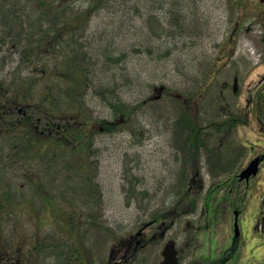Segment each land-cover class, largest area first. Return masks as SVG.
I'll return each mask as SVG.
<instances>
[{"label": "rangeland", "instance_id": "rangeland-1", "mask_svg": "<svg viewBox=\"0 0 264 264\" xmlns=\"http://www.w3.org/2000/svg\"><path fill=\"white\" fill-rule=\"evenodd\" d=\"M40 1L0 0V112L8 101L15 102L35 117L48 118L54 129L65 130L25 137L39 138L31 160L25 159L28 166L11 150L12 142H24L20 134L25 130L17 127L11 135H0V195H5L3 186L14 183L19 198L1 208L0 248L50 238L63 243L59 253L81 246L85 254L93 247L96 256H105L111 238L133 234L155 217L173 220L178 211L169 234L175 237L178 231L185 237L194 259L211 251V244L221 247L232 239L236 210L246 221L257 222L256 227L264 222L258 221L264 211V163L248 186L214 181L208 172L219 170L202 164L203 189L190 194L192 167L184 161L186 150L179 148L180 140L189 139L187 128L215 147L231 129L225 145H239L241 157L251 146L264 154V130L255 121L264 120V111L258 112L264 109L262 0H44L53 23L33 20V27L20 34L22 43H14L10 18L27 25ZM238 22L241 32L232 42ZM248 27L254 28L250 32ZM46 30L67 49L75 42L79 46L71 54L32 49L24 55L30 50L23 49L27 39ZM228 47L233 51L225 56L221 49ZM72 63L84 64L87 83L72 74ZM68 95L74 106L53 117L54 96ZM110 122L114 131L107 133L110 129L101 127ZM85 143L88 158H81L79 147ZM71 170L79 176V196L71 206L58 194L56 205L38 207L35 188ZM67 216L73 227L63 228ZM254 238L259 245L264 233ZM255 251L257 260L250 261L264 264V248Z\"/></svg>", "mask_w": 264, "mask_h": 264}, {"label": "flooded vegetation", "instance_id": "flooded-vegetation-1", "mask_svg": "<svg viewBox=\"0 0 264 264\" xmlns=\"http://www.w3.org/2000/svg\"><path fill=\"white\" fill-rule=\"evenodd\" d=\"M262 3L264 4V0H262ZM240 28L241 23H236L231 32L230 41L233 42L240 34ZM253 28L248 27L247 30L251 32ZM221 50L225 56L233 51L232 47ZM237 82L238 79L235 77L232 85L234 92L237 90ZM262 107H264V104ZM263 111L264 109H258V112ZM184 120L186 122L187 119ZM256 120H258L260 129L264 130V120L260 117ZM17 127H20L19 129L23 128L29 133L40 134L41 136H56V134H59L61 131L63 133L65 130L59 126L54 129L47 118L42 120V118L35 117L28 113L25 106L8 101V103L2 106L0 112V134L14 132ZM101 129L106 130L107 128L103 126ZM187 129L190 131L189 139L187 143H183L180 140L181 144L179 148L186 150L184 161L192 167L190 194H196L203 189V167H200L202 164L210 165L216 172L219 170L218 173H224L227 167L224 174L208 172L209 177L214 181H237L239 185L245 183L248 186L258 175H251L253 173L250 170L246 172L252 162L255 163L254 161L257 158H260V172L261 166L264 163V154H256L254 147L251 146L249 147L250 151H248V154H244L241 157L238 151L240 149L239 145L238 149H236V143H227L226 145L223 143L231 129L221 138L219 147L211 146L205 141H200L198 133H195V130L192 134V129ZM243 149H247V146L243 145ZM70 172L73 171L67 172V175H59L58 179L43 181L42 186L38 187L40 188L39 191H34L33 193H46L47 195L53 193L55 196L60 194L59 196L62 198L79 196L76 192L79 176L74 172L73 176H70ZM243 172H245L243 177H247L245 179L240 178ZM221 177L222 179L220 180ZM76 181L78 183H75ZM72 187H76L73 193H71ZM222 198L219 197L216 202H220ZM186 203L188 204L187 201ZM187 209H191V206ZM178 213V211H174L176 217L173 220L169 219L168 221V219L155 217L152 221L141 224L133 234L124 235L113 240L111 238L109 251L105 256H96V251L93 247L88 250V254H85L86 252L77 243H75V246L78 245L79 247H74L73 251L71 248L69 254L59 253L64 248L63 243H60L58 239L51 240L50 238H44L33 240L35 242L32 241V247L28 243L18 242L9 247L0 248V264H42V262L43 264H49L48 260H53V258L56 260L54 264H255L252 262L253 260L256 261L258 257L255 250L258 247L264 248V239L263 242L261 241V244L257 245V239L254 238L258 232L260 235L264 233V229L261 227L264 222L260 221L264 219V211L261 213L262 217L260 216L261 218L258 219L260 222H258V227H256L257 222L246 221L242 217V210H236L232 224L234 231L232 239L229 238L225 244H221V247L211 244V251H208L206 254L202 253V257L193 259L190 252L193 249L190 250L189 243L185 241V237L182 238L178 231L177 234L174 233L175 237L169 234L173 227L176 226V220L179 218L177 216ZM243 220L244 223H242ZM62 222L64 223L63 228L73 227L71 226V217L69 216L63 217ZM179 225L181 223H178ZM236 225L239 226L238 232H236ZM235 246L238 247V252H236L237 248ZM198 249L199 245H196L195 251ZM241 250L243 252H240ZM221 251H226V255L220 256ZM43 252L46 253L45 259L42 258Z\"/></svg>", "mask_w": 264, "mask_h": 264}, {"label": "trees", "instance_id": "trees-1", "mask_svg": "<svg viewBox=\"0 0 264 264\" xmlns=\"http://www.w3.org/2000/svg\"><path fill=\"white\" fill-rule=\"evenodd\" d=\"M154 1L152 0V2H154ZM158 2H155V3H158ZM44 6H45V1L41 0L36 5V9L34 11H31V13H30L31 15H28L30 19L27 22V25H25L26 24L25 23L26 20H21L23 22H21V21L14 22L13 19L10 18V21H9L10 31H11L12 34L15 35V36H12L14 43H16L18 45L22 43V39L20 38V34L27 27H33V25H34V21L33 20H35V19H37L38 21L42 20L44 22H47L48 24L49 23H53L51 20H49V18L47 16V10H45ZM178 26H179V28H182L184 26L183 23H182V19L178 20ZM18 28H20V29L18 30ZM16 30H18V31L16 32ZM56 37L57 36L53 35V39H55ZM27 42H26L27 45L23 46V49H30V50H26L24 52V55L29 54L32 49H64V52L71 54V52H73V51L75 52L76 47L79 46V43L75 42L73 47H72V49H67L63 45V42L61 41L60 37H57L56 40H52V34H49L47 30L43 33V35L41 37L37 36V31H36L35 33H33L30 36V38L27 39ZM148 50L151 51V49H148ZM111 54L112 53L107 52L104 55L106 57H109V56H111ZM94 63H97V62H94ZM71 65L73 67L72 74L74 76H76V74L78 73V75H77L78 81L79 82L84 81V82L87 83L88 79H86V78H88V76L85 74L86 73V67L84 66V64L80 63L79 65H77L76 63H72ZM54 99L58 100V103L55 104V106H54L55 111H52L51 115L53 117H55V114L60 113V112H63V114L66 115L68 110L74 106V102H73L72 98L69 95L65 99H60L58 96H54ZM44 111H46L47 113H51V110L50 109L48 110L47 108H44ZM113 129H114L113 127H110L111 131H113ZM81 134H83V131L81 132ZM20 136L23 137L21 139L24 140V142H26V143L22 144V145H17L16 143H24V142H12L11 150L14 151L15 157H16V154L18 152L20 159H25V158L31 159L32 158V151L35 148L37 142L39 141L38 140L39 138L26 140V138H25L26 134L25 133H21ZM87 142H89V139L87 140ZM59 146H62V145H59ZM80 150H81V153H82L80 155L81 158H83V157L84 158H88V150L89 149L86 146V143L80 145L79 153H80ZM75 151L77 152V150H75ZM49 181H51V180H49ZM12 190H13L12 188L7 187V189L5 191V195L6 196L4 194L0 195V216L3 213H5V211L1 210V208L7 207V206L11 207V205H13L12 201L19 199L17 196H14V194H12V192H11ZM37 198H38V200H40V202L46 203V205L47 204L48 205H56L58 203V198L53 193H49L48 195L46 194L45 197L37 196Z\"/></svg>", "mask_w": 264, "mask_h": 264}, {"label": "water", "instance_id": "water-1", "mask_svg": "<svg viewBox=\"0 0 264 264\" xmlns=\"http://www.w3.org/2000/svg\"><path fill=\"white\" fill-rule=\"evenodd\" d=\"M255 163H252L251 164V166H250V168H249V170H250V172L251 173H253V174H257V172H258V168H259V161L258 160H255L254 161ZM248 170V171H249ZM245 175V174H244ZM244 175H242V177L244 176ZM244 178V177H243ZM236 230H237V232L239 231V229H238V225H236Z\"/></svg>", "mask_w": 264, "mask_h": 264}]
</instances>
